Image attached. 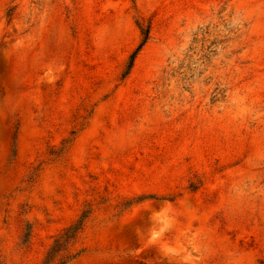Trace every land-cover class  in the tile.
Wrapping results in <instances>:
<instances>
[{
    "label": "rangeland",
    "instance_id": "374dc122",
    "mask_svg": "<svg viewBox=\"0 0 264 264\" xmlns=\"http://www.w3.org/2000/svg\"><path fill=\"white\" fill-rule=\"evenodd\" d=\"M79 222L52 264H264V0H0V264Z\"/></svg>",
    "mask_w": 264,
    "mask_h": 264
},
{
    "label": "trees",
    "instance_id": "16d2710c",
    "mask_svg": "<svg viewBox=\"0 0 264 264\" xmlns=\"http://www.w3.org/2000/svg\"><path fill=\"white\" fill-rule=\"evenodd\" d=\"M139 30H140V34L142 36V40L141 43L138 47V49L132 53L129 57V62H128V66L131 68V66L133 65V62L135 60V57L138 53V51L145 45V43L148 41L149 39V33H150V27L149 25L143 26V25H139ZM127 66V67H128ZM129 69V68H128ZM80 229V222L77 225H71L68 228H66L64 230V232L55 239L54 243L51 245L49 251H48V255L46 257V260L44 261L43 264H52L54 261V258L56 256V254L61 250L64 249V247L66 246V244L72 240L77 231ZM80 253V252H79ZM74 254V255H70V254H64L60 257V264H66L70 261H72L74 258H76V256L79 254Z\"/></svg>",
    "mask_w": 264,
    "mask_h": 264
}]
</instances>
